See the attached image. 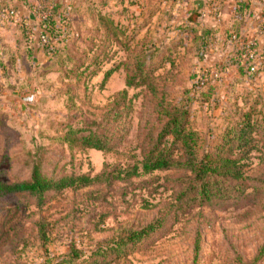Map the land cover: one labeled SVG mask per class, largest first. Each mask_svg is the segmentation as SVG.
I'll use <instances>...</instances> for the list:
<instances>
[{
    "label": "rangeland",
    "instance_id": "374dc122",
    "mask_svg": "<svg viewBox=\"0 0 264 264\" xmlns=\"http://www.w3.org/2000/svg\"><path fill=\"white\" fill-rule=\"evenodd\" d=\"M226 2L217 17L216 1L202 8L200 21L219 26L207 55L186 34L189 46H175L193 2L167 14L154 0H26L13 18L0 14V181L29 178L37 163L56 177L140 163L167 122L163 106L188 109L203 151L225 143L248 111L256 129L241 194L201 203L189 190L192 174L174 168L54 190L41 204L28 193L0 196V264H264V69L243 74L235 57L242 49L258 62L264 51V0L251 1L243 23L237 0ZM56 6L72 38L63 57L48 60L38 23ZM103 16L125 32L114 37ZM204 70L213 85L194 91L193 75ZM135 75L141 84L128 87ZM69 124L108 148L68 143Z\"/></svg>",
    "mask_w": 264,
    "mask_h": 264
},
{
    "label": "trees",
    "instance_id": "16d2710c",
    "mask_svg": "<svg viewBox=\"0 0 264 264\" xmlns=\"http://www.w3.org/2000/svg\"><path fill=\"white\" fill-rule=\"evenodd\" d=\"M23 1L25 2L26 0ZM154 1H158L161 5L166 2L167 6L163 7V9L167 14L170 13L169 9H175L177 4L180 6L184 5L186 2H193L194 4V7H192L188 13L181 16L180 19L182 20H179L175 26L180 37V40L175 43L176 47L189 46V43H186L184 39L185 34L190 39V44L197 47L196 49H198V51L204 52V55L210 52L211 46L218 44L217 33L219 32V26L215 23L201 22L200 17L203 12L202 8H204L206 3H211L212 1H216L217 7H219L215 12L216 17L218 14L227 13L229 8L226 4V0ZM7 2V0L0 1V10L8 5ZM250 6L252 7V4L249 0H237L235 18L242 23L245 22L244 12L247 11ZM61 9V7L56 6L47 19L40 20L38 23L40 32L39 39L41 35L44 34L50 41L49 46L42 43L40 45L44 49L48 60H58L63 57L68 42L72 38L68 31L69 23L71 24V22L67 16L63 15ZM176 11L178 12V9H175L174 14ZM171 14L174 15L173 12H171ZM100 18L107 29H113L114 37L118 36L117 32L119 29L121 34L125 32L122 30L120 23L115 22L110 16H103ZM237 52L238 54L235 57H237L239 61L240 71L243 74L252 73L255 75L260 70L264 69V51L261 53L258 62H255L256 58H252L254 64L251 65H246L251 62V59L248 58V54L245 50L238 49ZM255 66H259V68ZM142 68L143 66L139 64L137 72L141 76L144 74ZM115 70V68L108 70L105 78L107 79ZM213 73L214 72L210 70H204L200 74L195 71L193 75L194 91H199L213 85V81L215 80ZM135 78L136 75L128 77V87L141 84L136 82ZM126 93L127 91L124 90L123 94ZM162 111L163 113L166 112V116L168 117L167 122H165L160 130L157 141L151 148L144 152L140 163L126 165L124 167L118 166L111 171H105L95 176L89 174H64L60 177L49 176L44 172L42 165L37 163L32 165L29 178L15 182L0 181V196L28 193L36 197L39 204H41L45 202L48 192L54 190L61 191L65 188H82L105 180L128 179L157 170L174 168L182 169L192 174V186L189 190L194 191L195 198H199L201 203L209 202L213 197L217 196L222 197L226 194L244 193L245 187L242 186L241 188L239 185H243L244 180L248 178L246 173L248 164L242 161L245 156L254 149V146H252L253 138L251 136L256 130L252 122L253 112H246L243 115L242 121L239 123L240 126L225 132L224 137L228 138L225 143L219 144L213 151H203L201 149L199 132L189 126L188 109L186 110V108L178 106L169 109L163 106ZM86 131L89 132L83 133ZM169 136L172 137L170 143L168 140ZM64 139L70 144L77 142L82 146L98 150H105L108 148L107 143L102 140L98 134L87 127L74 128L69 124ZM233 183L235 185L232 186ZM156 227V224H152L141 231L135 232L132 234V239H141L154 231Z\"/></svg>",
    "mask_w": 264,
    "mask_h": 264
},
{
    "label": "built area",
    "instance_id": "2783aa9c",
    "mask_svg": "<svg viewBox=\"0 0 264 264\" xmlns=\"http://www.w3.org/2000/svg\"><path fill=\"white\" fill-rule=\"evenodd\" d=\"M2 1V0H0ZM8 5L4 6L1 10H0V14H2L5 17H14L15 13L17 12L16 10V4L21 3V1L23 0H7ZM41 43L45 44L46 46L50 44V41L48 39V37L46 35H41L40 37ZM52 48V47H51ZM247 54L250 58H254V55L252 54V52L247 51Z\"/></svg>",
    "mask_w": 264,
    "mask_h": 264
},
{
    "label": "crops",
    "instance_id": "0c3cea01",
    "mask_svg": "<svg viewBox=\"0 0 264 264\" xmlns=\"http://www.w3.org/2000/svg\"><path fill=\"white\" fill-rule=\"evenodd\" d=\"M250 2L252 1V2H256V0H249ZM19 5H20V3H19ZM20 9H22V7H21V5H20ZM37 50V49H36ZM42 54V53H41Z\"/></svg>",
    "mask_w": 264,
    "mask_h": 264
}]
</instances>
